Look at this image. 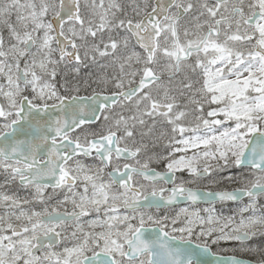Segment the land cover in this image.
Masks as SVG:
<instances>
[{"label":"snow or ice","instance_id":"1","mask_svg":"<svg viewBox=\"0 0 264 264\" xmlns=\"http://www.w3.org/2000/svg\"><path fill=\"white\" fill-rule=\"evenodd\" d=\"M0 264H264V0H0Z\"/></svg>","mask_w":264,"mask_h":264},{"label":"flooded vegetation","instance_id":"2","mask_svg":"<svg viewBox=\"0 0 264 264\" xmlns=\"http://www.w3.org/2000/svg\"><path fill=\"white\" fill-rule=\"evenodd\" d=\"M81 94H82V95H87V94H90V92H85V91H84V92H81ZM227 254L230 255L231 253H227Z\"/></svg>","mask_w":264,"mask_h":264},{"label":"rangeland","instance_id":"3","mask_svg":"<svg viewBox=\"0 0 264 264\" xmlns=\"http://www.w3.org/2000/svg\"><path fill=\"white\" fill-rule=\"evenodd\" d=\"M87 71H88V70H87V69H85V70H83V73H86ZM83 73H82V74H83ZM82 92H84V91L82 90Z\"/></svg>","mask_w":264,"mask_h":264}]
</instances>
